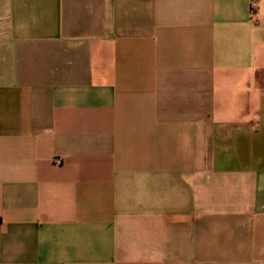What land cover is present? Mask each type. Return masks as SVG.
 Wrapping results in <instances>:
<instances>
[{
  "label": "crops",
  "instance_id": "crops-1",
  "mask_svg": "<svg viewBox=\"0 0 264 264\" xmlns=\"http://www.w3.org/2000/svg\"><path fill=\"white\" fill-rule=\"evenodd\" d=\"M0 264H264V0H0Z\"/></svg>",
  "mask_w": 264,
  "mask_h": 264
},
{
  "label": "built area",
  "instance_id": "built-area-1",
  "mask_svg": "<svg viewBox=\"0 0 264 264\" xmlns=\"http://www.w3.org/2000/svg\"><path fill=\"white\" fill-rule=\"evenodd\" d=\"M59 161V160H58Z\"/></svg>",
  "mask_w": 264,
  "mask_h": 264
}]
</instances>
